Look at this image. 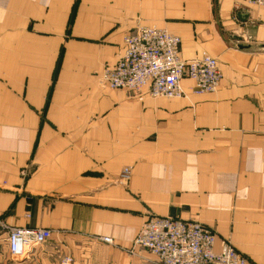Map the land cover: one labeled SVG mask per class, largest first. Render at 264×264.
Masks as SVG:
<instances>
[{
  "label": "crops",
  "instance_id": "obj_1",
  "mask_svg": "<svg viewBox=\"0 0 264 264\" xmlns=\"http://www.w3.org/2000/svg\"><path fill=\"white\" fill-rule=\"evenodd\" d=\"M140 26L180 37L185 60L217 59L219 91L170 100L102 85ZM149 215L198 220L216 250L227 240L264 264V7L0 0V220L53 231L19 261L1 241L0 264H159L134 247Z\"/></svg>",
  "mask_w": 264,
  "mask_h": 264
},
{
  "label": "built area",
  "instance_id": "obj_2",
  "mask_svg": "<svg viewBox=\"0 0 264 264\" xmlns=\"http://www.w3.org/2000/svg\"><path fill=\"white\" fill-rule=\"evenodd\" d=\"M248 4L264 7V0H248ZM181 38L165 29L140 26L124 37V52L115 66L105 67L101 84L111 90L132 93L149 92L152 98L182 99L190 95L202 96L219 91L223 74L219 62L204 53L185 60L181 55ZM191 81L190 90L183 86ZM131 168H125L120 181L127 184ZM0 233L8 247L9 256L19 261L29 255L34 247L51 240L53 231L41 228L9 227L0 220ZM100 241L113 245V239L101 237ZM217 234L200 221L149 215L135 239L134 247L154 255L159 264H249L248 258L227 240L216 250ZM65 256L60 264H73Z\"/></svg>",
  "mask_w": 264,
  "mask_h": 264
},
{
  "label": "water",
  "instance_id": "obj_3",
  "mask_svg": "<svg viewBox=\"0 0 264 264\" xmlns=\"http://www.w3.org/2000/svg\"><path fill=\"white\" fill-rule=\"evenodd\" d=\"M238 16H239L240 19H242V14L241 13Z\"/></svg>",
  "mask_w": 264,
  "mask_h": 264
},
{
  "label": "bare ground",
  "instance_id": "obj_4",
  "mask_svg": "<svg viewBox=\"0 0 264 264\" xmlns=\"http://www.w3.org/2000/svg\"><path fill=\"white\" fill-rule=\"evenodd\" d=\"M163 29V28H162Z\"/></svg>",
  "mask_w": 264,
  "mask_h": 264
}]
</instances>
